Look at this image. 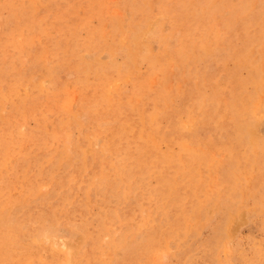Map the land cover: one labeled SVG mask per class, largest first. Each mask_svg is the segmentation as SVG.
I'll return each instance as SVG.
<instances>
[{
    "label": "rangeland",
    "instance_id": "rangeland-1",
    "mask_svg": "<svg viewBox=\"0 0 264 264\" xmlns=\"http://www.w3.org/2000/svg\"><path fill=\"white\" fill-rule=\"evenodd\" d=\"M0 264H264V0H0Z\"/></svg>",
    "mask_w": 264,
    "mask_h": 264
},
{
    "label": "bare ground",
    "instance_id": "bare-ground-1",
    "mask_svg": "<svg viewBox=\"0 0 264 264\" xmlns=\"http://www.w3.org/2000/svg\"><path fill=\"white\" fill-rule=\"evenodd\" d=\"M3 3V2H2ZM139 51V50H138ZM52 68V67H51ZM41 83V82H40ZM116 126V125H115ZM61 129V128H60ZM87 137V136H86ZM16 191V190H15ZM234 222V221H233ZM231 228V227H230Z\"/></svg>",
    "mask_w": 264,
    "mask_h": 264
}]
</instances>
